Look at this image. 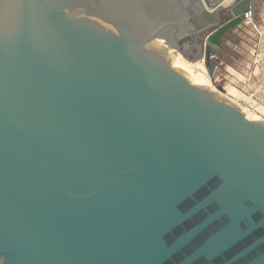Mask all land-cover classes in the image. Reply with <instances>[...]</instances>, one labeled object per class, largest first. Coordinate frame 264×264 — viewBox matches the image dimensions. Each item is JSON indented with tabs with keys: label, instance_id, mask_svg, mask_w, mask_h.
<instances>
[{
	"label": "water",
	"instance_id": "95a60500",
	"mask_svg": "<svg viewBox=\"0 0 264 264\" xmlns=\"http://www.w3.org/2000/svg\"><path fill=\"white\" fill-rule=\"evenodd\" d=\"M227 1L0 0V264H264V120L171 55L214 82Z\"/></svg>",
	"mask_w": 264,
	"mask_h": 264
},
{
	"label": "rangeland",
	"instance_id": "374dc122",
	"mask_svg": "<svg viewBox=\"0 0 264 264\" xmlns=\"http://www.w3.org/2000/svg\"><path fill=\"white\" fill-rule=\"evenodd\" d=\"M249 26L251 31L248 28L245 29V33L235 30L236 35L231 36L232 41L229 48L225 49L230 57H224L225 63L218 70L213 82L214 86L222 85L229 86V88L234 86L236 91L229 89V93L235 96L239 104L247 108L255 105L254 98L251 99L249 96L252 91L264 86V67H262L264 57L260 51L263 31H260L259 35H254V28ZM255 57L258 58L256 62H254ZM247 60H249V65H245L244 61ZM258 99L264 104L263 93L258 95Z\"/></svg>",
	"mask_w": 264,
	"mask_h": 264
},
{
	"label": "bare ground",
	"instance_id": "6f19581e",
	"mask_svg": "<svg viewBox=\"0 0 264 264\" xmlns=\"http://www.w3.org/2000/svg\"><path fill=\"white\" fill-rule=\"evenodd\" d=\"M230 2L231 1L228 0L226 5H228V3H230ZM171 55L175 56V60L173 61V66H178V67L184 69L185 71H187L190 74L191 80L194 84L208 86L211 89L216 90V86H214L213 81L208 74V70L205 67L203 60L196 62V63L195 62L192 63L191 61H188L183 56H181L180 53L173 54V52H171ZM223 87L225 88L226 95L238 103V101L235 99V97H233L229 93V91H228L229 86H223ZM239 105L241 106L242 104L240 103ZM242 106H241V108L243 111H245V114L249 120H260V119H262V117H260V115L254 113V111H252L249 107L247 108V107H245V105H242Z\"/></svg>",
	"mask_w": 264,
	"mask_h": 264
},
{
	"label": "crops",
	"instance_id": "0c3cea01",
	"mask_svg": "<svg viewBox=\"0 0 264 264\" xmlns=\"http://www.w3.org/2000/svg\"><path fill=\"white\" fill-rule=\"evenodd\" d=\"M230 1H232V0H230ZM260 5H261L262 8L259 10V15H257L256 17L253 18L254 22H256L259 25L260 28H259V31H257V30L254 29V32H253V30H252V32H253L254 35L255 34H258L259 35L261 33L260 31H263L262 32V35H261L262 36V39H261V47L262 48H260V51H261V53L263 54V57H264V0L262 2H260ZM248 29H250V31H251V27L249 25H248ZM227 43L229 45L231 43V41H228ZM244 62H245V65H249V60L244 61ZM262 67H264V64L262 65ZM245 68H247V66H245ZM229 89L232 90V91H234V92L236 91L234 86H231V88H229ZM260 89L258 88L257 90L252 91V92L258 93L260 91ZM259 94L260 93H258L256 95L257 96V99H258V95ZM233 97H235V96H233Z\"/></svg>",
	"mask_w": 264,
	"mask_h": 264
},
{
	"label": "built area",
	"instance_id": "2783aa9c",
	"mask_svg": "<svg viewBox=\"0 0 264 264\" xmlns=\"http://www.w3.org/2000/svg\"><path fill=\"white\" fill-rule=\"evenodd\" d=\"M245 18H246V24H247V25H251L255 30L259 31V25H258L256 22H254L253 17H252V15H251L250 12L245 14ZM257 59H258V58L255 57L254 62H256ZM258 93H263V94H264V86L260 89V91H259ZM258 93L252 92V93L249 95L250 98H251V99L254 98V101H255V102H254L255 105H254L253 107L250 106V109H251L252 111H254V113L257 112V113L260 115V117H262V120H264V104H262V103L260 102V100L257 99V96H256V95H257Z\"/></svg>",
	"mask_w": 264,
	"mask_h": 264
},
{
	"label": "flooded vegetation",
	"instance_id": "af4514ba",
	"mask_svg": "<svg viewBox=\"0 0 264 264\" xmlns=\"http://www.w3.org/2000/svg\"><path fill=\"white\" fill-rule=\"evenodd\" d=\"M226 56H227V57H230V56L228 55V53H227V52H226ZM226 56H225V58H226Z\"/></svg>",
	"mask_w": 264,
	"mask_h": 264
}]
</instances>
